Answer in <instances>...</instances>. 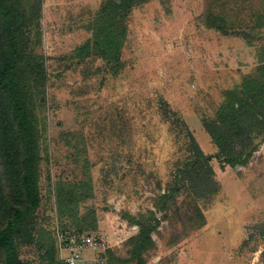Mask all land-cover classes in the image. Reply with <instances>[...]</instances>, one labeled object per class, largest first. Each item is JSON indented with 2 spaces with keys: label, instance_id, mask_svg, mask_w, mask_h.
Masks as SVG:
<instances>
[{
  "label": "rangeland",
  "instance_id": "374dc122",
  "mask_svg": "<svg viewBox=\"0 0 264 264\" xmlns=\"http://www.w3.org/2000/svg\"><path fill=\"white\" fill-rule=\"evenodd\" d=\"M22 4L41 199L19 258L59 264L61 227L103 234L107 264H264V130L232 165L204 125L262 104L264 0ZM189 130L218 182L206 198L181 180Z\"/></svg>",
  "mask_w": 264,
  "mask_h": 264
},
{
  "label": "trees",
  "instance_id": "16d2710c",
  "mask_svg": "<svg viewBox=\"0 0 264 264\" xmlns=\"http://www.w3.org/2000/svg\"><path fill=\"white\" fill-rule=\"evenodd\" d=\"M36 6L40 11V3ZM26 14L22 0H0V264H25L18 256V238L30 236L29 224L41 199L37 129L30 106L31 92L26 87L28 79L41 74L35 60L26 55ZM251 93L254 104L262 100L259 110L252 111L256 108L252 101L242 100L204 122L218 146V155L232 165L240 162L254 132L264 130V97L259 96L263 92L255 89ZM187 150L193 162L183 168L182 183L189 184L187 189L196 198H206L218 182L213 177L211 157L190 130ZM154 228L152 224L141 226L138 235L142 241L137 250L152 239Z\"/></svg>",
  "mask_w": 264,
  "mask_h": 264
},
{
  "label": "built area",
  "instance_id": "2783aa9c",
  "mask_svg": "<svg viewBox=\"0 0 264 264\" xmlns=\"http://www.w3.org/2000/svg\"><path fill=\"white\" fill-rule=\"evenodd\" d=\"M55 234L60 264H107L106 259L93 254V251L104 247L103 234L61 227Z\"/></svg>",
  "mask_w": 264,
  "mask_h": 264
}]
</instances>
